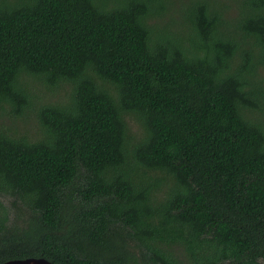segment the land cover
Returning a JSON list of instances; mask_svg holds the SVG:
<instances>
[{
	"label": "trees",
	"instance_id": "trees-1",
	"mask_svg": "<svg viewBox=\"0 0 264 264\" xmlns=\"http://www.w3.org/2000/svg\"><path fill=\"white\" fill-rule=\"evenodd\" d=\"M237 1L170 30L171 0H0V116L68 87L39 138L0 125V262L264 264V0Z\"/></svg>",
	"mask_w": 264,
	"mask_h": 264
},
{
	"label": "rangeland",
	"instance_id": "rangeland-1",
	"mask_svg": "<svg viewBox=\"0 0 264 264\" xmlns=\"http://www.w3.org/2000/svg\"><path fill=\"white\" fill-rule=\"evenodd\" d=\"M171 5L168 6V9L164 15L161 17L152 18L150 23L155 26H167L170 30H176L177 26L183 22V8L187 4L188 0H171ZM219 2H224L228 4L229 9L227 10V14L232 18L236 17L239 12L238 1L237 0H217ZM172 23L169 25L168 23ZM258 78L263 80L262 85L264 86V68H259ZM30 81V79H28ZM31 85V82H30ZM31 88L36 95V99L34 100V104L32 108L26 110L21 116L18 118H13L11 114H3L0 116V125L5 127L13 125L16 128L18 134L26 135L31 139H36L41 136L40 126L38 124L36 118V106L40 104H44L46 102H56L59 99H64L67 91V86L57 92H51L50 90H44L42 85L34 83V87ZM38 88V89H37ZM6 110H9V107L6 106ZM251 117L258 119L260 114L258 112H254L251 114ZM128 123L131 129V133L133 135L138 134V124L134 119L129 118ZM4 202L12 207L9 199L4 200Z\"/></svg>",
	"mask_w": 264,
	"mask_h": 264
},
{
	"label": "water",
	"instance_id": "water-1",
	"mask_svg": "<svg viewBox=\"0 0 264 264\" xmlns=\"http://www.w3.org/2000/svg\"><path fill=\"white\" fill-rule=\"evenodd\" d=\"M0 264H53L45 258H24V259H13L0 262Z\"/></svg>",
	"mask_w": 264,
	"mask_h": 264
}]
</instances>
